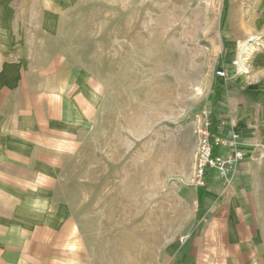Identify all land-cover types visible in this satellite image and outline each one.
<instances>
[{
    "label": "crops",
    "instance_id": "crops-1",
    "mask_svg": "<svg viewBox=\"0 0 264 264\" xmlns=\"http://www.w3.org/2000/svg\"><path fill=\"white\" fill-rule=\"evenodd\" d=\"M79 1L0 0V264H100L70 185L96 100L86 72L54 56ZM225 18L226 78L209 116L244 158L193 190V220L164 264H264V0H227Z\"/></svg>",
    "mask_w": 264,
    "mask_h": 264
},
{
    "label": "rangeland",
    "instance_id": "rangeland-1",
    "mask_svg": "<svg viewBox=\"0 0 264 264\" xmlns=\"http://www.w3.org/2000/svg\"><path fill=\"white\" fill-rule=\"evenodd\" d=\"M226 12L227 0H80L60 23L54 56L86 72L96 100L70 185L100 264H164L193 220Z\"/></svg>",
    "mask_w": 264,
    "mask_h": 264
},
{
    "label": "built area",
    "instance_id": "built-area-1",
    "mask_svg": "<svg viewBox=\"0 0 264 264\" xmlns=\"http://www.w3.org/2000/svg\"><path fill=\"white\" fill-rule=\"evenodd\" d=\"M216 75L219 77H225V72L218 70ZM207 126L208 120L206 121L204 128L198 132L199 146L196 154L194 171V183L197 188L205 187L206 178L212 173V171H216L221 178L229 176L236 165L241 163L244 158L242 152L235 150L233 139L229 141H220L213 136L211 141ZM222 146L233 149V152H230L228 158H223L219 154L218 148ZM215 149H217V152L216 154H213Z\"/></svg>",
    "mask_w": 264,
    "mask_h": 264
},
{
    "label": "trees",
    "instance_id": "trees-1",
    "mask_svg": "<svg viewBox=\"0 0 264 264\" xmlns=\"http://www.w3.org/2000/svg\"><path fill=\"white\" fill-rule=\"evenodd\" d=\"M217 126H218V122L215 121L214 119H212L211 116H209L207 129H208V131L210 133L211 141H212V137L216 133ZM216 152H217V149L214 150L213 154H216Z\"/></svg>",
    "mask_w": 264,
    "mask_h": 264
},
{
    "label": "bare ground",
    "instance_id": "bare-ground-1",
    "mask_svg": "<svg viewBox=\"0 0 264 264\" xmlns=\"http://www.w3.org/2000/svg\"><path fill=\"white\" fill-rule=\"evenodd\" d=\"M244 47H245V45H242L241 46V50H242V52H244V51H246V49H244ZM240 60V59H239ZM238 71L239 72H242V73H245L246 72V69L243 67V65H242V61H240L239 63H238Z\"/></svg>",
    "mask_w": 264,
    "mask_h": 264
}]
</instances>
